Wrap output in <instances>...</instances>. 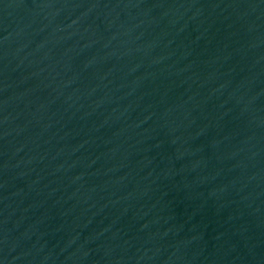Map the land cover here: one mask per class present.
<instances>
[{"label": "water", "instance_id": "obj_1", "mask_svg": "<svg viewBox=\"0 0 264 264\" xmlns=\"http://www.w3.org/2000/svg\"><path fill=\"white\" fill-rule=\"evenodd\" d=\"M0 264H264V0H0Z\"/></svg>", "mask_w": 264, "mask_h": 264}]
</instances>
